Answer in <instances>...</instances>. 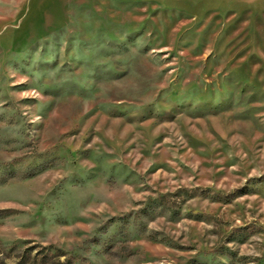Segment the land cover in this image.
<instances>
[{
	"label": "rangeland",
	"instance_id": "rangeland-1",
	"mask_svg": "<svg viewBox=\"0 0 264 264\" xmlns=\"http://www.w3.org/2000/svg\"><path fill=\"white\" fill-rule=\"evenodd\" d=\"M0 264H264V0H0Z\"/></svg>",
	"mask_w": 264,
	"mask_h": 264
}]
</instances>
